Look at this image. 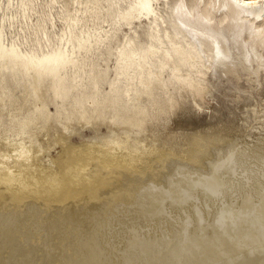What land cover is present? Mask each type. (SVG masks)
<instances>
[{
  "label": "bare ground",
  "instance_id": "obj_1",
  "mask_svg": "<svg viewBox=\"0 0 264 264\" xmlns=\"http://www.w3.org/2000/svg\"><path fill=\"white\" fill-rule=\"evenodd\" d=\"M102 1L0 0V264H264V0Z\"/></svg>",
  "mask_w": 264,
  "mask_h": 264
},
{
  "label": "rangeland",
  "instance_id": "obj_2",
  "mask_svg": "<svg viewBox=\"0 0 264 264\" xmlns=\"http://www.w3.org/2000/svg\"><path fill=\"white\" fill-rule=\"evenodd\" d=\"M59 10H65L70 8L67 4L68 2L72 3L74 0H57ZM82 3V10L86 11L88 20L90 24L102 25V0H79ZM172 1V0H169ZM164 14L167 12L164 9ZM60 24V22H58ZM138 34H140V38H144L145 33V25L136 26L134 28ZM121 40V35L119 36ZM110 66H112V62H110ZM112 73V71H111ZM204 101L206 104H212L213 99L208 95L204 94ZM1 130V129H0ZM69 131V130H68ZM173 132H176L175 125L171 123L169 126L165 128H161L160 130L152 131L153 135L157 137V144L162 142L168 143L170 137L173 135ZM117 133L116 127L114 124L109 123H100V125L94 126V124H88L84 127L77 126V130L73 131L71 134L68 133V139L63 135L58 139L50 148L42 149L38 156L36 157V161L39 164V172L40 175L45 176L53 172L56 176H58L62 181V189H65L68 182V173L64 169V161L66 160V150L73 149L78 146H85L87 144H101L106 141H112L115 138V134ZM133 134L139 135V130H134ZM135 135V136H136ZM71 136H75L78 138L77 141L71 142ZM134 136V135H132ZM70 144L69 147L67 145ZM67 147V148H66ZM0 175H3L2 169H0ZM20 195V194H19ZM48 197H43V199H47Z\"/></svg>",
  "mask_w": 264,
  "mask_h": 264
}]
</instances>
